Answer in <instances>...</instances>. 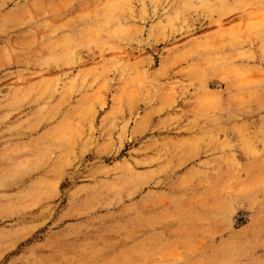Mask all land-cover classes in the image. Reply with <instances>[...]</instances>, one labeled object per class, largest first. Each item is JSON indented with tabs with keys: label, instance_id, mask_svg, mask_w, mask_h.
Returning a JSON list of instances; mask_svg holds the SVG:
<instances>
[{
	"label": "rangeland",
	"instance_id": "rangeland-1",
	"mask_svg": "<svg viewBox=\"0 0 264 264\" xmlns=\"http://www.w3.org/2000/svg\"><path fill=\"white\" fill-rule=\"evenodd\" d=\"M0 264H264V0H0Z\"/></svg>",
	"mask_w": 264,
	"mask_h": 264
}]
</instances>
